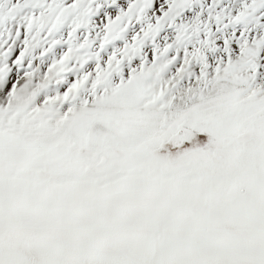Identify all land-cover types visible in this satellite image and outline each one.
I'll return each instance as SVG.
<instances>
[{
    "label": "snow or ice",
    "instance_id": "1",
    "mask_svg": "<svg viewBox=\"0 0 264 264\" xmlns=\"http://www.w3.org/2000/svg\"><path fill=\"white\" fill-rule=\"evenodd\" d=\"M0 264H264V0H0Z\"/></svg>",
    "mask_w": 264,
    "mask_h": 264
}]
</instances>
